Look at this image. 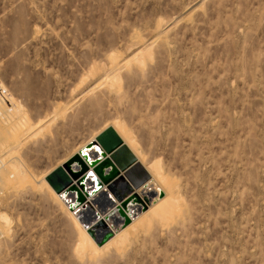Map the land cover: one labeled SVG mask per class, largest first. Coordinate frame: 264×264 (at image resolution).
I'll list each match as a JSON object with an SVG mask.
<instances>
[{
  "label": "rangeland",
  "instance_id": "obj_1",
  "mask_svg": "<svg viewBox=\"0 0 264 264\" xmlns=\"http://www.w3.org/2000/svg\"><path fill=\"white\" fill-rule=\"evenodd\" d=\"M0 84L29 179L0 264H264V0H0ZM108 127L150 177L86 228L46 177Z\"/></svg>",
  "mask_w": 264,
  "mask_h": 264
},
{
  "label": "bare ground",
  "instance_id": "obj_2",
  "mask_svg": "<svg viewBox=\"0 0 264 264\" xmlns=\"http://www.w3.org/2000/svg\"><path fill=\"white\" fill-rule=\"evenodd\" d=\"M5 102H12V98H11L10 94H8V91L5 90L3 88V86L0 84V121L3 122V125L5 127L4 128L0 124V146H1L0 147V200L2 198V195L4 194V190L6 192L7 191L9 192L10 189H12L14 187H18V186L22 185L25 182H27V183L29 182V179H28V176H27V171H25V169L24 170L21 169L18 160L13 159L15 156L17 157V155L14 154V152H12V150L14 148L13 146L16 145L18 143V141H19V136H20L19 126H20V121L22 120V117H15L14 115H10L7 111H5L3 109V107H2V104H4ZM4 143L8 144V146H7L8 148L7 147L5 148V149H7L5 152H3V148L5 147L4 145H7V144H4ZM82 151H84V149L81 150L80 152H82ZM12 154H14L13 157H11ZM87 154H89V156L91 158H95L98 155L95 149L93 151L89 150ZM6 155H9L7 157H9V159L11 157L12 160H8L6 158ZM5 158L7 160H5ZM8 162H9V164H8ZM100 166H102V165H100ZM88 171H92L95 174L96 178L99 177L100 181H102L101 182V186H99L100 183H99V181H97V179L89 180L86 177V173H85L76 182V186L75 187L67 186L65 189H63L60 192L55 191L60 196L61 200L63 199L64 202L71 208V211H73L75 213V215L77 216L78 220L86 228L91 223H93L92 222L93 220H95V219L100 220L102 214L105 216L109 212V210L111 208L116 207V200L115 199H111L110 200L108 197H105L103 195V192H108V188H107L106 185L108 183H110L111 179L109 181H107V182H104L100 178V176L94 171V169L90 168ZM47 177H46V180H47ZM81 179H85L87 182L81 184V182H80ZM47 182H48V180H47ZM120 183L123 184V186L125 188H127L125 191L119 193L120 198H125L126 197L125 195L130 191V188L128 187V184L124 180V178L121 179ZM149 183H150V186H153V190L151 189L152 191H151L150 194H153V195H156V196L158 195V197H156L152 201H150L149 205L144 203L147 206L153 205L157 200L160 199V197L162 195L161 189H159L152 182L149 181ZM78 185L82 186V188L84 190V196L86 197V201L83 202V203H81L79 201V196L82 193H81L80 188L78 187ZM94 185L95 186H99L102 189V191L101 192L95 191L94 187H93ZM51 187L53 188V186H51ZM64 193H66L67 195H63ZM100 197H104V200H102V202L98 201L100 199ZM136 203H137L136 207H133L132 204L130 203L128 205L127 209H126V211L129 213V216H130L129 218L130 219L137 218L147 208L146 206H145L146 208L145 207L143 208V203H140L139 201H137ZM92 208L93 209L95 208L96 215L93 214L94 212H93ZM87 211H89V212H87ZM87 213H89L90 215L87 214ZM83 215L87 216L89 219H83L82 218ZM79 218L82 219V220H80ZM125 218L126 217L123 216V218L121 219L120 223L115 224V226L116 227L120 226L124 222ZM6 223H10L9 222V217L4 212L0 211V237H1V235H3V233H5L3 224H6ZM100 223H103V221L100 222ZM124 225H122V227ZM122 227H120V228H122ZM89 230L90 229H88V232H89ZM92 230H94V232H95V229H91V231ZM107 233L109 234V237L106 238L102 243H99V242H97L95 240V238H93L91 236V234L89 232V234L93 238V240L99 245H102L103 243H105V241H107L108 239H110L113 236V232H108L107 230H104L101 233L100 236H104Z\"/></svg>",
  "mask_w": 264,
  "mask_h": 264
},
{
  "label": "water",
  "instance_id": "obj_3",
  "mask_svg": "<svg viewBox=\"0 0 264 264\" xmlns=\"http://www.w3.org/2000/svg\"><path fill=\"white\" fill-rule=\"evenodd\" d=\"M93 147H95V150L99 149V151H96L98 155L95 158H91L89 154L85 157V151L79 152L76 156L74 155L68 159L64 166L56 168L49 174H56L62 177V182L59 185H54L47 177V180L56 191L60 192L67 186L75 187L76 182L90 168H93L104 182L109 181L116 175H122V173L135 187L141 186L149 179L150 175L143 164L138 161L112 127L106 128L97 136L95 141L89 144V148ZM89 159L91 160L90 164L88 163ZM107 164H111L108 167L114 168V170L110 172V169L106 167ZM115 168L117 172H115ZM104 173H106L105 176H103ZM81 195L79 196V201L81 200ZM129 219V217H126L122 225L127 224ZM103 237L104 239H97V241L102 243L105 238L109 237V234L107 233Z\"/></svg>",
  "mask_w": 264,
  "mask_h": 264
},
{
  "label": "snow or ice",
  "instance_id": "obj_4",
  "mask_svg": "<svg viewBox=\"0 0 264 264\" xmlns=\"http://www.w3.org/2000/svg\"><path fill=\"white\" fill-rule=\"evenodd\" d=\"M96 151H99V149H96ZM84 155H85V157H87V155H88L87 152H85ZM88 163L89 164L91 163V160L90 159L88 160ZM86 177L89 180H95L96 179L95 174L92 171H86ZM48 179L50 181H52V183L54 185H59L62 182V177H60L59 175H56V174L49 175L48 176ZM80 182H81V184H83V183H85L87 181L85 179H81ZM93 187H94V190L97 191V192H101L102 191V189L99 186H95L94 185ZM63 195H67V194L64 193ZM103 195L105 197H108L110 200L111 199H115V197L111 196V194L108 193V192H103ZM117 195H119V193H117ZM103 226H104L103 223H101L100 225H98V227H103Z\"/></svg>",
  "mask_w": 264,
  "mask_h": 264
}]
</instances>
